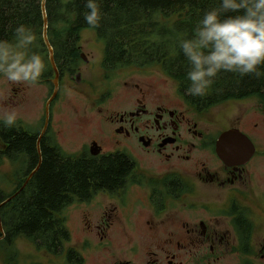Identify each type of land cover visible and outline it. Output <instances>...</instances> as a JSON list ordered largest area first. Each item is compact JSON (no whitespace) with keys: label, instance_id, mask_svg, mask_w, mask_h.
<instances>
[{"label":"flooded vegetation","instance_id":"1","mask_svg":"<svg viewBox=\"0 0 264 264\" xmlns=\"http://www.w3.org/2000/svg\"><path fill=\"white\" fill-rule=\"evenodd\" d=\"M78 49L81 59L88 62L82 47ZM74 72L78 73L76 81L80 82L79 61ZM110 74L101 63L100 118L109 128L114 147L105 149L110 138L102 129L100 144L97 141L93 144L100 147V156L125 152L134 168L124 188L100 193H109L118 199L113 212L130 211L140 221L132 223L135 231L129 237L115 234L117 223L102 216L96 225L98 241L91 233L92 239H86L82 249L65 247L58 255H65L66 264H86L85 251L98 253H92L93 264H264V173L261 169L264 98L234 111L227 108L230 126L215 132L203 127L197 115L203 117L206 111L228 102L198 110L180 92L178 101L170 100L167 95L153 93L140 83L126 82L120 92ZM54 80L53 70L52 76H44L38 84L49 81L54 92ZM29 88L19 84L21 108L26 106ZM59 96L49 108L46 104L45 115L38 121L18 118L11 128L0 122V159L18 164L12 172L14 177L7 181L8 191L0 185V242L6 241L3 218L7 208L26 188L38 167L31 168L27 151L16 154L10 149L8 131L15 129L18 134L35 140L38 154L42 140L52 146L60 145V133L54 126ZM249 116L253 117L250 122ZM229 130H239L251 140L255 152L250 158L246 159V154L226 159L220 156L218 143L221 135ZM84 151L92 155L91 149ZM132 187L142 197L131 205L124 193ZM70 240L66 244L70 245Z\"/></svg>","mask_w":264,"mask_h":264},{"label":"trees","instance_id":"2","mask_svg":"<svg viewBox=\"0 0 264 264\" xmlns=\"http://www.w3.org/2000/svg\"><path fill=\"white\" fill-rule=\"evenodd\" d=\"M85 4L86 0H0V40H11L20 24L31 28L36 40L28 51L44 58L45 74L52 72L44 39L46 16L48 39L62 76L72 74L77 66L82 31L93 30L105 42L104 69L158 68L176 82L180 94L198 110L233 100L264 98V79L231 73L221 74L211 94L204 98L187 94L184 57L174 54L172 38L177 33H190L203 12L216 6V0H101L104 15L96 29L84 19ZM7 136L16 154L29 153L32 169L42 160L29 184L8 207L3 223L6 240L25 236L49 253H63L71 238L62 212L75 202H89L101 191L124 188L134 168L125 152L71 155L58 144L52 146L42 140L38 154L36 141L30 137L15 129Z\"/></svg>","mask_w":264,"mask_h":264},{"label":"rangeland","instance_id":"3","mask_svg":"<svg viewBox=\"0 0 264 264\" xmlns=\"http://www.w3.org/2000/svg\"><path fill=\"white\" fill-rule=\"evenodd\" d=\"M80 38L79 46L82 47L83 53L88 58V62H85L78 53L77 59L79 60L81 81H76L77 72H73L72 74L66 73L62 76L63 78L61 77L59 83L61 89V92L59 89L60 96L55 103L57 108L54 126H56L57 131L60 133L58 143L65 153L71 155L81 154L84 150L91 149L93 141H97L100 144L101 136L103 137L100 129L106 132L110 138V143H106L104 146L105 149H112L114 147V141L111 139L109 128L102 118H100V67L104 59L105 42L100 40L93 30L82 31ZM109 72L111 73L110 77L115 78L116 87L120 92L126 87V82H129V85L140 83L153 93L167 95L170 100L178 101L181 96L176 82L167 77L158 68H146L144 70L125 68ZM45 75H47L46 78L52 76L53 70L50 73H44L42 78ZM18 90L19 84L8 82L0 75V112L15 110L18 118L25 117L27 120L37 121L41 119L45 115L46 104L53 93L51 85L49 86V81L29 88L26 93L28 97L26 106L23 108L18 105ZM257 98L255 97L247 101L233 100L234 102H228L217 109L206 111V115H203V117L199 115L197 117L203 123V127H209L210 131L217 132L227 129L230 126L229 117L226 114L227 108L234 111L242 105L243 107L247 106V103H251L250 105L254 104ZM125 102L127 105L128 101ZM250 111H253V108ZM251 118L253 117L249 116L248 122L251 121ZM17 165H12L6 161L3 162L0 159V185L6 188L7 191L9 189L7 181L14 177L12 176V172ZM261 169L264 173V161L261 164ZM3 182H6L7 185ZM124 194H126L127 203L129 202L131 205L137 198L142 197V194L134 187ZM116 200L118 199L109 193H98L89 202H75L68 206L61 214L66 220L72 238V243L70 245L66 244V249L70 246L82 249L86 239H92L93 236L98 241L96 225L100 223L102 216L106 217V220L117 223L114 230L115 234L133 236V231L135 230L132 223L140 221V219L135 218V214L130 211L124 212L122 209H119L117 212H113V208L118 204ZM119 211H121L120 216L118 215ZM7 212L8 210L5 212L4 220ZM105 212L107 214H104ZM91 233H93V236ZM256 241L261 242V239H256ZM92 253L94 255L98 254L97 252ZM92 253L84 252L87 257L86 264H93L95 256ZM66 263L65 255L56 256L44 249H38L25 236H18L11 242L7 240L0 242V264Z\"/></svg>","mask_w":264,"mask_h":264},{"label":"clouds","instance_id":"4","mask_svg":"<svg viewBox=\"0 0 264 264\" xmlns=\"http://www.w3.org/2000/svg\"><path fill=\"white\" fill-rule=\"evenodd\" d=\"M85 7L86 23L99 28L104 15L101 0H86ZM35 40L31 28L23 24L13 30L11 40H0V75L6 81L38 85L46 63L38 52L28 51ZM172 40L174 54L184 57L190 96L211 94L223 73L264 79V0H216L190 33H177ZM17 119L15 110L0 112V122L7 128Z\"/></svg>","mask_w":264,"mask_h":264},{"label":"water","instance_id":"5","mask_svg":"<svg viewBox=\"0 0 264 264\" xmlns=\"http://www.w3.org/2000/svg\"><path fill=\"white\" fill-rule=\"evenodd\" d=\"M47 29H48V20L45 16L44 39H45V44L47 45L49 49V55H50L49 59L53 67V70L55 72V80H54L55 89H54L52 97L50 98L48 102V108H49V105L54 101V99L57 97L59 93L60 71L55 62L54 51L48 39ZM83 57L85 59L84 55ZM218 149H219L218 152L223 159H226L228 156L229 157L236 156V155L242 156L243 154H246L245 158L247 159V158H250L251 155L255 152V148L251 140L239 130H229V131L224 132L221 135L220 141L218 143ZM91 153L92 155H95V156L100 154V147L98 146V144L95 143L92 145ZM41 160L42 159H40V164H41ZM40 164L38 165L37 169H35L33 174L37 172V170L40 167Z\"/></svg>","mask_w":264,"mask_h":264}]
</instances>
